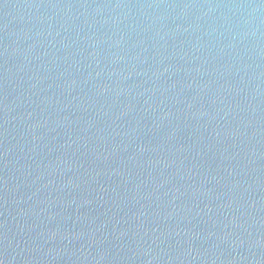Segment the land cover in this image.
<instances>
[{"label": "water", "instance_id": "95a60500", "mask_svg": "<svg viewBox=\"0 0 264 264\" xmlns=\"http://www.w3.org/2000/svg\"><path fill=\"white\" fill-rule=\"evenodd\" d=\"M0 264H264V0H0Z\"/></svg>", "mask_w": 264, "mask_h": 264}]
</instances>
